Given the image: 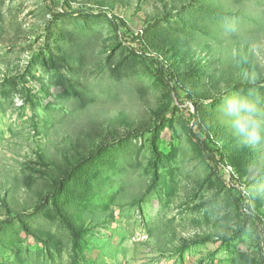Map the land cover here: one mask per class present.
<instances>
[{"label": "rangeland", "instance_id": "1", "mask_svg": "<svg viewBox=\"0 0 264 264\" xmlns=\"http://www.w3.org/2000/svg\"><path fill=\"white\" fill-rule=\"evenodd\" d=\"M138 47L264 221V0H0V264H261L183 115L156 128L171 95Z\"/></svg>", "mask_w": 264, "mask_h": 264}, {"label": "trees", "instance_id": "2", "mask_svg": "<svg viewBox=\"0 0 264 264\" xmlns=\"http://www.w3.org/2000/svg\"><path fill=\"white\" fill-rule=\"evenodd\" d=\"M60 1L62 0H48L49 4H53V6ZM65 13L70 16L107 15L108 20L119 33L121 41L130 42L131 31L128 24L112 12L107 10L94 11L92 9H82L79 11L69 10L65 11ZM133 50L139 53L144 59H147L154 66L157 77L170 91L172 106L168 109L166 114L158 120L156 128L158 129L159 127H162L164 123L167 122L170 113H179L183 115L189 129V136L195 145L202 150L206 161L210 162L215 169L214 171H217L222 177L225 178L229 176L226 178V183L229 186L228 194L230 199L241 209L244 215V223H250L256 228L259 236V247L261 249V264H264V221L253 210L250 196L240 189L238 185L239 180L234 175L229 174L224 163L223 150L218 148L211 136L204 131L203 127L198 123V117L196 114L193 113L191 114V118L188 117V113H190V108L188 106L194 105L199 107L201 101H198L192 93H189L179 85L178 72L166 60L149 52L143 47L133 48ZM2 226L3 225L1 224L0 231L2 230Z\"/></svg>", "mask_w": 264, "mask_h": 264}]
</instances>
